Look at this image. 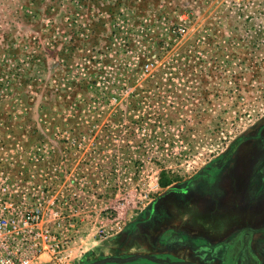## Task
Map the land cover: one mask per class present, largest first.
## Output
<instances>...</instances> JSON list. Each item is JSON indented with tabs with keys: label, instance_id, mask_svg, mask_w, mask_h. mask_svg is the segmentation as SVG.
I'll return each instance as SVG.
<instances>
[{
	"label": "rangeland",
	"instance_id": "obj_1",
	"mask_svg": "<svg viewBox=\"0 0 264 264\" xmlns=\"http://www.w3.org/2000/svg\"><path fill=\"white\" fill-rule=\"evenodd\" d=\"M156 116L152 133L201 159L137 145L134 125ZM0 134L18 154L83 135L103 142L102 173H133L119 180L134 193L101 209L132 199L107 249L159 261L110 264H264V0H0ZM152 166L172 182L141 209Z\"/></svg>",
	"mask_w": 264,
	"mask_h": 264
},
{
	"label": "built area",
	"instance_id": "obj_2",
	"mask_svg": "<svg viewBox=\"0 0 264 264\" xmlns=\"http://www.w3.org/2000/svg\"><path fill=\"white\" fill-rule=\"evenodd\" d=\"M193 78L194 75L192 84ZM196 93L192 90L190 95L196 96ZM206 103L208 105V101ZM157 117L152 125L148 122L134 125L137 145L156 144L167 147V151L174 145L184 146L190 151L185 155L188 156L185 161L201 159L197 152H192L190 143L180 139V135L174 139L163 134V130L152 133L157 128L161 129L163 124ZM125 135V138L121 136L125 141L123 145H129L133 140L128 137L127 130ZM64 138L66 141L62 142L60 149L57 144L50 145L44 141L26 149L19 145L25 152L18 154L6 145L0 134V264H76L71 244L85 226L99 227L100 234L110 237L114 232L122 231L127 224L120 208L128 210L133 206L129 195L122 198L124 202L106 208L104 214L100 201L102 184L128 193V187L119 179L130 172L126 167L117 166L108 173L101 172L97 160L100 159L103 142L93 141L97 145L86 149L87 138L83 135L67 134ZM212 141V135H209L210 146ZM213 150L209 149L210 154ZM172 154L177 159L183 156L181 150ZM151 170L142 174L148 180L139 197V204H143L141 209L147 206L143 200L161 190L162 169L152 166ZM102 174L114 175V181L112 178L102 181ZM137 205L136 202L135 207ZM103 218L111 222V227L107 228L101 222Z\"/></svg>",
	"mask_w": 264,
	"mask_h": 264
},
{
	"label": "crops",
	"instance_id": "obj_3",
	"mask_svg": "<svg viewBox=\"0 0 264 264\" xmlns=\"http://www.w3.org/2000/svg\"><path fill=\"white\" fill-rule=\"evenodd\" d=\"M13 107L15 108V106H13ZM2 125L3 124H1V126ZM3 127L5 128L7 126L4 125ZM34 128L33 129H34L35 134H33V143H34V139L42 138L41 130H39L38 126H36ZM4 138H6L5 134H4ZM19 149L17 150V152H20ZM130 175H132L131 172H130V174H128V176H130ZM101 191L103 194V196L101 197V201H100L101 202L100 203L101 209H103L107 205H109V202H114L117 200V198L120 197L119 194L117 195L116 190L106 188V187H104L103 184L101 187ZM129 191L131 192V194L134 193L133 188H131V190H129ZM104 192H106V193H104ZM133 216H134L133 213L130 214V217H133ZM132 220H133V218H128L129 222ZM101 222L107 228L111 227V225H112L111 222L107 221L105 218L101 219ZM98 230H99V227H96V226H91V225L85 226L83 228L81 234L71 244L72 254L76 258V261L78 264L82 263L81 261H83V263L86 262L85 264H87V263H91V262H95V261H100V260L105 259V258H112L114 255H116V253H113L112 251L108 250L107 246L108 245L116 246L115 243L117 242V240L120 238L121 235H119V233H116L114 236L105 237L104 235L100 234L98 232ZM89 255H91V256L87 257ZM129 262H131V261H129ZM125 263H127V262H125ZM108 264H110V263L108 262Z\"/></svg>",
	"mask_w": 264,
	"mask_h": 264
},
{
	"label": "water",
	"instance_id": "obj_4",
	"mask_svg": "<svg viewBox=\"0 0 264 264\" xmlns=\"http://www.w3.org/2000/svg\"><path fill=\"white\" fill-rule=\"evenodd\" d=\"M137 258H147V259H152L154 261H159L158 259L154 258L153 256H150V255H146V254H137L133 257H127V258H115V257H112V258H105V259H102L100 261H96L94 263H91V264H104L106 262H110V261H117V262H129V261H133ZM182 264H185V263H182Z\"/></svg>",
	"mask_w": 264,
	"mask_h": 264
},
{
	"label": "flooded vegetation",
	"instance_id": "obj_5",
	"mask_svg": "<svg viewBox=\"0 0 264 264\" xmlns=\"http://www.w3.org/2000/svg\"><path fill=\"white\" fill-rule=\"evenodd\" d=\"M256 37V36H255ZM256 39H258L257 37H256ZM259 40V39H258ZM226 44L225 45H229V47L230 46H232V45H235V47H240L241 46V41H234V38L232 39V40H229V41H227V42H225ZM260 44V43H259ZM227 56H230L229 54L227 55ZM210 77V79H216V76L215 75H210V76H208V78ZM86 263V262H85ZM85 263H80V264H85ZM78 264V263H77Z\"/></svg>",
	"mask_w": 264,
	"mask_h": 264
},
{
	"label": "trees",
	"instance_id": "obj_6",
	"mask_svg": "<svg viewBox=\"0 0 264 264\" xmlns=\"http://www.w3.org/2000/svg\"><path fill=\"white\" fill-rule=\"evenodd\" d=\"M164 173H165L164 171L161 173L160 184L162 186H167V185H169L172 182V178L168 177Z\"/></svg>",
	"mask_w": 264,
	"mask_h": 264
}]
</instances>
